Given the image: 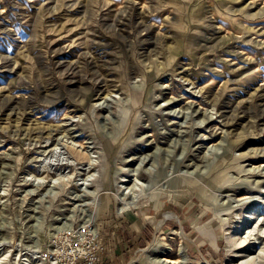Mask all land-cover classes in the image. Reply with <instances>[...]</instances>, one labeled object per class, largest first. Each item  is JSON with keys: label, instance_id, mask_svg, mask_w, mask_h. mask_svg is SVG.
Segmentation results:
<instances>
[{"label": "rangeland", "instance_id": "obj_1", "mask_svg": "<svg viewBox=\"0 0 264 264\" xmlns=\"http://www.w3.org/2000/svg\"><path fill=\"white\" fill-rule=\"evenodd\" d=\"M82 226L95 264H264V0H0V264Z\"/></svg>", "mask_w": 264, "mask_h": 264}, {"label": "built area", "instance_id": "obj_2", "mask_svg": "<svg viewBox=\"0 0 264 264\" xmlns=\"http://www.w3.org/2000/svg\"><path fill=\"white\" fill-rule=\"evenodd\" d=\"M90 226H82L79 236L73 242V238L69 239L67 247L62 253L54 252L55 258L59 256L60 260L70 261L77 264H95L98 262L99 242L94 230H90ZM96 238V240H95ZM53 256V255H51ZM52 258V257H51ZM54 258V257H53ZM58 258V259H59ZM57 260L54 259L56 263Z\"/></svg>", "mask_w": 264, "mask_h": 264}, {"label": "bare ground", "instance_id": "obj_3", "mask_svg": "<svg viewBox=\"0 0 264 264\" xmlns=\"http://www.w3.org/2000/svg\"><path fill=\"white\" fill-rule=\"evenodd\" d=\"M148 163V162H147ZM229 163V162H228ZM215 170V169H214ZM187 173H188V171H186ZM189 174V173H188ZM136 175V174H135ZM124 181H127V180H124ZM150 188V187H149ZM76 190V189H75ZM132 194V193H131ZM134 194V193H133ZM133 198H135V197H133ZM128 199V198H127ZM131 199V198H130ZM79 201V200H78ZM129 201V200H128ZM121 208V207H120ZM122 209V208H121ZM171 214H165V215H163V217H162V219L160 220V221H158L157 220V222H156V224H157V226L159 227L162 223H163V221H164V219L165 218H167L168 216H170ZM174 215V214H173ZM168 219V218H167ZM166 219V220H167ZM165 224V223H164ZM161 229V228H160ZM182 235H184V233L182 234ZM264 238V237H263ZM246 240V239H245ZM236 242L237 241H234L232 244V247L235 245L236 247H238V246H240L243 242H244V240H241L240 239V241L238 240V242L239 243H237L236 244ZM248 242V241H247ZM255 242V241H254ZM253 242V243H254ZM249 243V242H248ZM250 245V244H249ZM231 247V246H230ZM246 247V246H245ZM242 248H243V246H242ZM237 249V248H236ZM244 249V248H243ZM262 252V251H261ZM246 253V252H245ZM246 259V258H245ZM255 258H253V260H254ZM157 261H160V262H163V261H166L165 259H158ZM137 262V260H130V262L128 263V264H135ZM173 264H180V260L179 261H176V262H172ZM252 263H253V261H252Z\"/></svg>", "mask_w": 264, "mask_h": 264}, {"label": "crops", "instance_id": "obj_4", "mask_svg": "<svg viewBox=\"0 0 264 264\" xmlns=\"http://www.w3.org/2000/svg\"><path fill=\"white\" fill-rule=\"evenodd\" d=\"M139 238V236H136L135 235V237H132V243H136V241H137V239ZM125 241L127 242L128 240H126L125 239ZM112 242V241H111ZM111 242H109V244H108V246H109V250H110V252L112 251V244H111ZM124 243V245H126L127 243ZM129 242H130V240H129ZM110 245H111V247H110ZM108 249V248H107ZM108 251V250H107ZM118 251H119V249H118ZM123 251L126 253L127 252V249H123ZM112 255L114 256V255H116L117 256V253L115 254V251L113 252V254H112V252L110 253V254H108V258H112ZM119 255H120V253H119ZM119 259V261L121 262V260L122 261H124V257L123 256H119V257H117V260ZM112 261V260H111ZM111 261H110V264H111Z\"/></svg>", "mask_w": 264, "mask_h": 264}]
</instances>
